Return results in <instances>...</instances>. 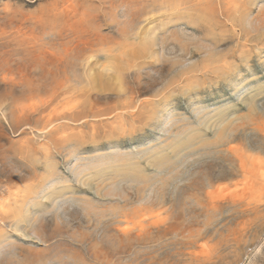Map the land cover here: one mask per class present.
I'll use <instances>...</instances> for the list:
<instances>
[{
    "label": "rangeland",
    "instance_id": "obj_1",
    "mask_svg": "<svg viewBox=\"0 0 264 264\" xmlns=\"http://www.w3.org/2000/svg\"><path fill=\"white\" fill-rule=\"evenodd\" d=\"M0 264H264V0H0Z\"/></svg>",
    "mask_w": 264,
    "mask_h": 264
}]
</instances>
